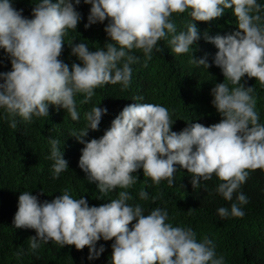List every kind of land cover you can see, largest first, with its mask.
Here are the masks:
<instances>
[{
    "label": "clouds",
    "instance_id": "1",
    "mask_svg": "<svg viewBox=\"0 0 264 264\" xmlns=\"http://www.w3.org/2000/svg\"><path fill=\"white\" fill-rule=\"evenodd\" d=\"M80 2L36 0L29 17L14 6L13 0H0V48L11 63L9 70L0 71V107L12 116L30 119L33 114H48L52 103L67 109L75 120V92H84L87 98L94 86L105 82H122L127 87L131 64L140 59L128 49H142L151 58L154 45L167 30L174 33L169 40L172 50L186 52L200 36L195 21L210 20L231 8L237 21L235 29L224 34L203 33L204 39L217 47L211 63L236 85L229 88L223 79L210 89V102L222 117L218 122L205 126L186 120L179 131L171 130L174 121L167 107L132 98L134 102L124 105L99 137L85 139L88 129H97L102 113L108 111L98 104L84 114L87 127L72 134L83 144L78 166L88 181L96 182L100 193L116 186L127 189L137 179V168H142L143 175L153 182L168 178L172 184L174 162H178L192 173L193 186L215 172L223 181L216 190L231 200L233 191L246 179L247 168L264 169V123L259 122L253 86L246 87L241 81L247 73L264 84V23H260L264 4L258 0H84L90 4L84 27L107 17V39L96 48H90L85 40L67 41L71 54L82 62L73 61L70 70L69 64L58 57L63 34L68 28H76L81 19L74 6ZM186 9L193 20L177 32L170 14ZM206 56L192 55L191 60L208 68ZM10 123L15 127L14 119ZM48 139L54 161L52 175L56 176L68 162L58 139ZM139 195L146 198L148 193L141 188ZM130 197V192L120 190L107 202L89 205L84 195L74 198L68 189L51 200L21 191L12 224L36 230L30 236L33 249L41 240L54 239L61 246L74 244L79 249L87 245L88 259L104 250L103 243L96 244L101 237H114L111 264H222L223 257L214 255L208 237L197 240L191 227L166 222L167 209L154 207L145 214L139 203L127 202ZM97 199H101L99 194ZM236 200L246 203L247 196L237 192ZM217 212L221 216L244 214L235 201L230 209L220 206ZM130 221H134L131 227Z\"/></svg>",
    "mask_w": 264,
    "mask_h": 264
},
{
    "label": "trees",
    "instance_id": "2",
    "mask_svg": "<svg viewBox=\"0 0 264 264\" xmlns=\"http://www.w3.org/2000/svg\"><path fill=\"white\" fill-rule=\"evenodd\" d=\"M35 2L13 0L14 6L23 9L22 14L29 17ZM258 2L264 4V0ZM74 6L81 13V19L76 28H68L63 34L64 42L58 57L69 64L70 70L73 61L82 62L71 54V46L67 41L72 38L73 43L85 40L90 48H96L102 47L107 39L104 24L108 18L85 28L90 4L81 0ZM261 11L264 13V9ZM169 18L176 25L177 32L186 29L187 23L193 20L187 9L173 12ZM195 23L200 36L186 52L172 50L169 40L174 33L167 30L165 36L158 38L151 58H147L142 49H128L140 59L131 64L132 72L127 87H123L122 82H105L94 86L93 94L87 98L86 93L75 92L78 112L75 120L67 109L52 103H49L48 114H33L30 119L12 116L0 107V264H111L110 245L114 237L108 240L101 237L96 244L99 246L103 243L104 250L98 257L88 259L87 245L79 249L74 244L61 246L54 239L41 240L39 246L33 249L30 247V236L35 235L36 230L12 224L21 191H31L40 200H51L64 189H68L74 198L84 195L89 205L107 202L115 198L120 190H126L131 193L127 202L139 203L145 214L154 207L167 209L166 222L173 226L191 227L197 240L208 237L212 241L214 255L223 257L222 264H264V169L247 168L246 179L233 191L232 199L228 200L216 190L223 181L215 172L193 186L190 180L192 173L178 162H174L176 169L172 184L167 182L168 178L153 182L150 176L143 175L142 168H137L134 173L137 179L131 186L127 189L116 186L104 193L99 192L95 181L86 179V174L78 166L83 144L72 134H78L80 129L87 127L84 114L93 105L107 107L108 111L102 113L97 129H88L85 139L102 135L122 107L134 102L132 98H142L139 102L159 103L167 107L170 120L174 121L171 130L179 131L185 126L186 120L198 121L207 126L222 118L210 102V89L223 79L229 88L236 85L224 78L218 65L211 63L217 47L205 40L203 33L207 31L214 35L217 32H229L237 27L236 17L231 8H226L218 17L207 21L197 20ZM260 23H264V19ZM205 53L209 61L208 68L192 62V55L200 57ZM10 68V60L0 48V71ZM241 81L246 87L253 86L259 122L264 123V84L255 76L248 77L247 73L242 75ZM13 119L16 121L15 127L10 123ZM49 137L58 139V147L63 150L68 162V167L56 176L52 175L54 170L51 165L54 161L50 158ZM141 188L148 193L146 198L139 195ZM240 191L246 194V203L236 200V194ZM98 194L101 199H97ZM234 201L244 210L242 216H221L217 212L220 206L230 209ZM189 207L192 209L187 210ZM133 222H129L130 227ZM17 252L21 255H16Z\"/></svg>",
    "mask_w": 264,
    "mask_h": 264
}]
</instances>
